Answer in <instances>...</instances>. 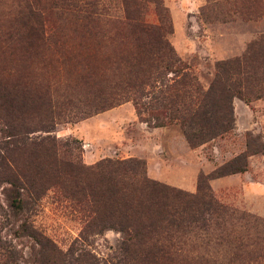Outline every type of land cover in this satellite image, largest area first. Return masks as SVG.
<instances>
[{"label":"trees","instance_id":"obj_1","mask_svg":"<svg viewBox=\"0 0 264 264\" xmlns=\"http://www.w3.org/2000/svg\"><path fill=\"white\" fill-rule=\"evenodd\" d=\"M162 3L26 0L18 20L24 27L19 41L26 53L36 51L46 40L42 11L49 7L75 11L76 20L91 33L106 22L111 6L119 4L133 40V50L125 61L128 79L121 92L98 96L85 112L69 96L42 92L25 80L11 86L0 83V121L6 137L0 148V183L11 187V207L19 213H32L56 189L84 217L79 239L67 252L32 223L24 222L22 235L39 246L35 264H211L223 253L239 264L254 261V252L247 251L241 239L231 241L229 222L235 212L218 201L209 184L244 172L246 155L202 175L197 192L190 193L150 178L141 160L106 159L87 166L78 140L54 135L59 124L79 122L132 101L137 110L147 109L157 119L164 121L168 116L180 121L190 145L197 147L233 130L235 98H264V36L243 57L220 62L210 89L193 95L190 82L195 78L181 68V59L162 28L145 22L148 5L160 7ZM170 73L175 74L171 80ZM253 87L256 90L251 91ZM107 231L123 236L114 261L102 260L83 247Z\"/></svg>","mask_w":264,"mask_h":264},{"label":"rangeland","instance_id":"obj_2","mask_svg":"<svg viewBox=\"0 0 264 264\" xmlns=\"http://www.w3.org/2000/svg\"><path fill=\"white\" fill-rule=\"evenodd\" d=\"M25 7L26 0H0V83L11 86L25 80L42 92L69 96L84 112L98 96L121 92L128 79L125 61L133 50L121 5L111 6L106 22L91 33L73 10L43 9L46 40L32 53H26L19 41L24 27L18 20ZM145 12V22L162 28L181 68L195 78L190 82L195 96L198 90L210 89L220 62L243 57L264 36V0H163L160 7L149 4ZM173 77L168 74L169 80ZM248 97L250 101L233 100L232 131L197 147L190 145L180 121L157 119L147 109L137 110L132 101L79 122L59 124L54 135L78 140L87 166L106 159L141 160L150 178L190 193L197 192L202 175L246 155L244 172L209 184L218 201L235 212L229 222L231 241L241 239L246 250L254 252L251 264H264V98ZM4 130L0 121V148L6 140ZM10 188L0 183V264L36 263L39 246L22 235L24 222L64 252L79 239L83 214L61 192L52 189L32 213H19L10 205ZM122 240V234L107 231L83 247L114 261ZM211 264L239 263L223 253Z\"/></svg>","mask_w":264,"mask_h":264}]
</instances>
